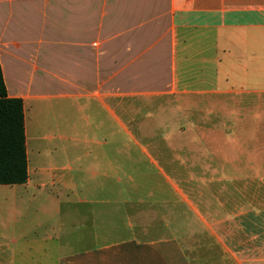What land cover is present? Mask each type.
Here are the masks:
<instances>
[{
	"label": "crops",
	"instance_id": "1",
	"mask_svg": "<svg viewBox=\"0 0 264 264\" xmlns=\"http://www.w3.org/2000/svg\"><path fill=\"white\" fill-rule=\"evenodd\" d=\"M0 63L28 156L0 264H264V0H0ZM167 98L177 181L120 176L97 118Z\"/></svg>",
	"mask_w": 264,
	"mask_h": 264
},
{
	"label": "rangeland",
	"instance_id": "2",
	"mask_svg": "<svg viewBox=\"0 0 264 264\" xmlns=\"http://www.w3.org/2000/svg\"><path fill=\"white\" fill-rule=\"evenodd\" d=\"M162 104L164 105L163 108ZM162 104L161 110L157 112L158 114L161 113L160 118L158 114L154 115L155 110L146 108L125 111L129 117L124 114V111L118 109L116 121L113 117H108L105 112H102L97 118L104 124L99 131H96L95 136L100 141L103 140V136L111 133L113 142L110 149L114 150L116 147L118 153L117 159L112 160L119 167L120 176H123V172L129 173L131 171L137 181L164 182V175L170 176L173 181H177L172 171L173 157L161 158L155 154V150L172 151L174 148L173 135L175 129L174 125L170 124L175 120L173 99H164ZM86 114L72 113V118L74 115L78 117L79 131L85 128ZM115 139L117 140L116 146ZM90 148L98 150L100 146L97 142L91 145L80 144L79 146V150L82 152ZM103 148L106 149V147ZM12 187L14 186L0 185V200L12 196L15 190ZM262 196L264 199V190Z\"/></svg>",
	"mask_w": 264,
	"mask_h": 264
},
{
	"label": "trees",
	"instance_id": "3",
	"mask_svg": "<svg viewBox=\"0 0 264 264\" xmlns=\"http://www.w3.org/2000/svg\"><path fill=\"white\" fill-rule=\"evenodd\" d=\"M28 180L24 101L10 97L0 63V185Z\"/></svg>",
	"mask_w": 264,
	"mask_h": 264
}]
</instances>
